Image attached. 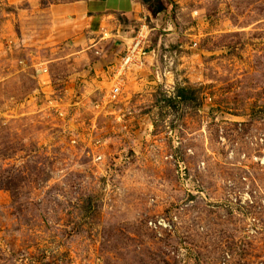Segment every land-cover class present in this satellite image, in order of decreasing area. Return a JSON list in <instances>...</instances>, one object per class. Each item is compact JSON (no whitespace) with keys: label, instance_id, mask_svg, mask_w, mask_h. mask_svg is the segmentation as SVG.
<instances>
[{"label":"rangeland","instance_id":"obj_1","mask_svg":"<svg viewBox=\"0 0 264 264\" xmlns=\"http://www.w3.org/2000/svg\"><path fill=\"white\" fill-rule=\"evenodd\" d=\"M77 1L0 0V264H264V0Z\"/></svg>","mask_w":264,"mask_h":264},{"label":"crops","instance_id":"obj_2","mask_svg":"<svg viewBox=\"0 0 264 264\" xmlns=\"http://www.w3.org/2000/svg\"><path fill=\"white\" fill-rule=\"evenodd\" d=\"M141 1V2H139ZM85 0L84 3H80L81 1H77V3H68V4H59L54 6L55 14L58 17H63V21L72 22L74 26H70L68 24L67 34H73L76 31L83 33L86 27L89 26V31L87 34L91 35L92 32L97 31L101 25V23L105 24V26L109 23L106 20L108 17H114L115 13L120 12L121 14L134 16L138 13H143V0ZM145 15L149 14L145 11ZM70 26V27H69ZM105 31L108 35V29H102V32ZM111 33V32H110ZM116 44H121L122 49L124 50V43L120 37H123L125 41L128 37L127 34H121L120 31L114 34L112 33ZM105 39V38H102Z\"/></svg>","mask_w":264,"mask_h":264},{"label":"built area","instance_id":"obj_3","mask_svg":"<svg viewBox=\"0 0 264 264\" xmlns=\"http://www.w3.org/2000/svg\"><path fill=\"white\" fill-rule=\"evenodd\" d=\"M144 26L133 33L130 37L128 36L126 40L122 41L124 43V55L117 62L118 66H116V72L113 75L109 83V88L107 91L106 97L108 98V102H114L117 100L118 96L121 93V82L122 75L128 71L129 68L138 67L142 58H145L149 52H154V50H150L147 43V33L144 31ZM108 34L103 32L102 38L107 37Z\"/></svg>","mask_w":264,"mask_h":264}]
</instances>
